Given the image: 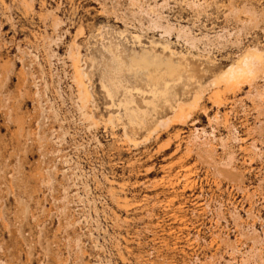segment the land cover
Instances as JSON below:
<instances>
[{
  "label": "rangeland",
  "instance_id": "374dc122",
  "mask_svg": "<svg viewBox=\"0 0 264 264\" xmlns=\"http://www.w3.org/2000/svg\"><path fill=\"white\" fill-rule=\"evenodd\" d=\"M0 264H264V0H0Z\"/></svg>",
  "mask_w": 264,
  "mask_h": 264
},
{
  "label": "bare ground",
  "instance_id": "6f19581e",
  "mask_svg": "<svg viewBox=\"0 0 264 264\" xmlns=\"http://www.w3.org/2000/svg\"><path fill=\"white\" fill-rule=\"evenodd\" d=\"M79 62L80 61L78 59H73V75L72 76H73V81L77 87L76 92H78V96H77L79 100L78 106L80 110H83L85 109L87 104L90 102V93L88 92L89 91L88 88L85 86L83 76H82L83 70L82 71L80 70L81 66H79L80 65ZM262 64H263V58L261 54L259 53V51L256 49H249L242 55V57L236 64H232L228 66L221 73V79L223 80V83L227 85L238 87L244 80L249 79V78L253 79L255 74L258 73L257 71L262 66ZM183 107H184L183 105L178 104L173 109V117L175 118V121L183 117V110H182ZM170 120L172 119H169V121ZM182 177L186 179V174H183Z\"/></svg>",
  "mask_w": 264,
  "mask_h": 264
}]
</instances>
